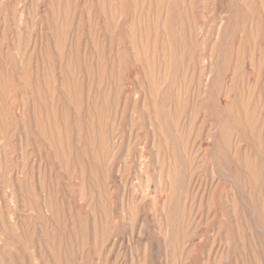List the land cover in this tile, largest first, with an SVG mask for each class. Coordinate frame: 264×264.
<instances>
[{"label":"rangeland","instance_id":"obj_1","mask_svg":"<svg viewBox=\"0 0 264 264\" xmlns=\"http://www.w3.org/2000/svg\"><path fill=\"white\" fill-rule=\"evenodd\" d=\"M0 264H264V0H0Z\"/></svg>","mask_w":264,"mask_h":264},{"label":"bare ground","instance_id":"obj_2","mask_svg":"<svg viewBox=\"0 0 264 264\" xmlns=\"http://www.w3.org/2000/svg\"><path fill=\"white\" fill-rule=\"evenodd\" d=\"M99 46V45H98ZM157 50V49H156ZM44 56V55H43ZM201 57V56H200ZM45 58V57H44ZM97 79V78H96ZM219 80V79H218ZM58 82V81H57ZM59 84V83H58ZM164 93V92H163ZM82 110V109H81ZM230 110V109H229ZM237 121H239L238 119H237ZM111 133V132H110ZM155 135V134H154ZM44 144V143H43ZM121 147V146H120ZM43 148H45V147H43ZM219 170V169H218ZM11 179V178H10ZM61 192V191H60ZM244 201V200H243ZM98 219V218H97ZM66 227V226H65ZM58 229V228H57ZM69 234V233H68ZM139 236V235H138ZM132 237V236H131ZM12 241V240H11ZM124 244V243H123ZM62 248V247H61ZM38 256V255H37ZM107 259H108V257H107Z\"/></svg>","mask_w":264,"mask_h":264}]
</instances>
